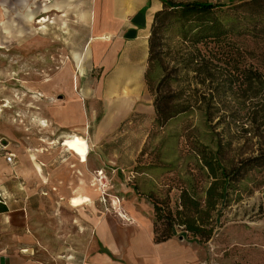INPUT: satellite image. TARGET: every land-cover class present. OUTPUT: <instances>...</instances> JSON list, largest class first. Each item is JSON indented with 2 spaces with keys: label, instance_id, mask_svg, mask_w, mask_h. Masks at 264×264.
Returning a JSON list of instances; mask_svg holds the SVG:
<instances>
[{
  "label": "rangeland",
  "instance_id": "rangeland-1",
  "mask_svg": "<svg viewBox=\"0 0 264 264\" xmlns=\"http://www.w3.org/2000/svg\"><path fill=\"white\" fill-rule=\"evenodd\" d=\"M92 10L91 0H0V193L13 209L0 216V248H26L47 264L104 252L96 226L116 223L119 212L127 221L132 215L151 221L149 192L171 205L189 185L202 195L210 178L196 152L202 144L214 148V133L221 135L228 161L264 149V125L257 126L264 109V54L248 41L252 54L243 58L258 65L262 84L237 86L236 80L213 100L224 108L220 123L203 113L205 105H214L207 98L216 82L195 83L189 72L174 88L187 95L194 87L204 102L157 127L143 83L128 109L97 135L110 101V62L103 52L114 37L100 39L109 33L94 28ZM42 16L46 20L38 21ZM167 43L164 64L171 66L183 50L178 37ZM259 87V95L246 98ZM233 197L209 241L178 238L196 249V264H264V168L251 170ZM25 205L27 211L19 210Z\"/></svg>",
  "mask_w": 264,
  "mask_h": 264
},
{
  "label": "trees",
  "instance_id": "trees-1",
  "mask_svg": "<svg viewBox=\"0 0 264 264\" xmlns=\"http://www.w3.org/2000/svg\"><path fill=\"white\" fill-rule=\"evenodd\" d=\"M160 2L161 7L154 11L150 22L143 73L154 112L152 123L162 127L191 110L197 100L199 103L205 101L204 95L198 99L194 87H189L187 95L182 88H174L182 77L187 78L192 72L195 83L216 82L211 91L214 95L209 94L207 98L208 103L214 105H205L203 113L210 122L217 118L218 124L224 117L225 113L221 112L224 108L213 100L232 90L236 80L237 86L242 81L262 84L258 65L244 60L243 56L252 54V50L244 45L247 41L261 45L264 54V0H239L230 4L208 0ZM171 36L179 38V48L183 52L168 66L164 64V57L169 52L166 46ZM256 91L258 93L252 92L246 98L259 95L262 87ZM262 110L259 127L264 125ZM214 134L218 136L214 148L202 144L196 152L200 168L210 178L202 195H197L189 185V188L180 189L171 205L168 198L160 199L153 192L146 194L152 207V238L155 243L175 235L188 242L209 241L220 227L223 210L239 192L240 182L251 170L264 168V149L236 161H228L224 159L221 135Z\"/></svg>",
  "mask_w": 264,
  "mask_h": 264
},
{
  "label": "crops",
  "instance_id": "crops-1",
  "mask_svg": "<svg viewBox=\"0 0 264 264\" xmlns=\"http://www.w3.org/2000/svg\"><path fill=\"white\" fill-rule=\"evenodd\" d=\"M92 11L97 15V25L94 28L109 33L100 39L114 37L108 52L104 53L105 62L109 63L111 75L108 80L107 112L96 134L104 132L114 120L125 112L131 104V99L141 86L145 85L143 73L147 58V37L150 22L155 10L161 7L160 0H91ZM230 4L239 0H208ZM141 11L145 14L146 25L135 26L131 22L133 15ZM45 21L42 16L38 21ZM135 28L134 38L121 36L120 29ZM120 31V32H118ZM124 35V33H123ZM101 48L95 51L96 57L101 54ZM76 62L79 61L75 57ZM78 71L81 65L77 62ZM82 70V69H81ZM147 89V88H146ZM133 100V99H132ZM85 144V143H83ZM86 145L89 148L88 141ZM24 169L20 173H26ZM0 216L9 214L10 200L0 193ZM78 205V204H77ZM19 210L27 211L26 205ZM119 213H121L119 215ZM116 216V223L99 222L95 234L104 252H96L89 258L79 262L64 264H196L198 253L190 247L178 242V235L166 241H153L152 220L144 221L141 217L132 215V220L122 212ZM126 220V221H125ZM179 238V239H178ZM183 240V239H182ZM26 248L4 250L0 248V264H47L31 256Z\"/></svg>",
  "mask_w": 264,
  "mask_h": 264
},
{
  "label": "water",
  "instance_id": "water-1",
  "mask_svg": "<svg viewBox=\"0 0 264 264\" xmlns=\"http://www.w3.org/2000/svg\"><path fill=\"white\" fill-rule=\"evenodd\" d=\"M131 22L135 26L143 27L146 25V17L145 14L141 11L136 12L131 18ZM125 38H134L136 36L135 28H129L123 35Z\"/></svg>",
  "mask_w": 264,
  "mask_h": 264
},
{
  "label": "built area",
  "instance_id": "built-area-1",
  "mask_svg": "<svg viewBox=\"0 0 264 264\" xmlns=\"http://www.w3.org/2000/svg\"><path fill=\"white\" fill-rule=\"evenodd\" d=\"M12 159H13V154H12V153H8L7 156H6V160H7V162H10V163H11V162H12ZM127 219H128V218H127ZM127 219H126V220H127Z\"/></svg>",
  "mask_w": 264,
  "mask_h": 264
},
{
  "label": "bare ground",
  "instance_id": "bare-ground-1",
  "mask_svg": "<svg viewBox=\"0 0 264 264\" xmlns=\"http://www.w3.org/2000/svg\"><path fill=\"white\" fill-rule=\"evenodd\" d=\"M77 62H78V65H79V61H77ZM80 203H81V201H80V200H78V203H77V204H78V205H80Z\"/></svg>",
  "mask_w": 264,
  "mask_h": 264
}]
</instances>
